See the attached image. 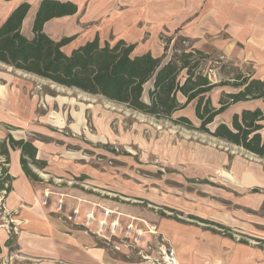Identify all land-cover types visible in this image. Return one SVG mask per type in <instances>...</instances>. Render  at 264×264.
Here are the masks:
<instances>
[{"label": "rangeland", "instance_id": "1", "mask_svg": "<svg viewBox=\"0 0 264 264\" xmlns=\"http://www.w3.org/2000/svg\"><path fill=\"white\" fill-rule=\"evenodd\" d=\"M87 27L93 34L95 29ZM161 39L169 58L191 46L181 36ZM204 50L209 56L203 72L213 83L252 75L248 64L223 58L215 47ZM150 82L144 85L145 100ZM235 91L232 85L215 87L210 92L212 104L218 107L225 93ZM7 92L36 98L35 126L49 124L44 127L48 130L28 132L26 137L55 143V189L67 194L70 203L80 198L106 217L100 233L105 237L96 243L108 250L111 262L179 264L187 236L202 233L245 241L240 227L251 226L255 234L264 230L256 223L261 214L253 215L238 200L242 198L234 192L240 187L238 180L224 174L244 162H259L243 148L199 129L194 101L168 117H156L0 63V98ZM240 106L230 105L208 128L212 131L221 122L230 125Z\"/></svg>", "mask_w": 264, "mask_h": 264}, {"label": "crops", "instance_id": "2", "mask_svg": "<svg viewBox=\"0 0 264 264\" xmlns=\"http://www.w3.org/2000/svg\"><path fill=\"white\" fill-rule=\"evenodd\" d=\"M40 1L0 0V24L15 7L26 2L29 9L21 23V32L31 38ZM57 1L75 4L76 12L49 19L43 24V31L56 41L73 37L65 45L71 46L69 51L98 35L101 42L113 44L123 39L134 44L135 55L149 52L165 60L171 57L166 55L161 38L172 41L181 36L191 42L189 48L205 51V46L215 47L223 58L248 64L251 77L264 81V0ZM85 26L94 28L93 34L89 35L91 32ZM35 99H23L15 92H7L0 98V142L5 141L8 134L15 140L30 141L26 133L47 132L44 127L49 124L41 128L35 126L38 123ZM258 100L262 104L249 105L240 101L232 105H241L237 108L240 111L263 107L264 98ZM260 132L264 138V126ZM53 133L48 134L52 136ZM30 142L36 148L35 159L45 163L42 167L29 163L38 180L31 179L23 171L20 149H12L7 144V163H3L6 156L0 153V168L3 164L11 178L4 184L10 188L0 203V264H124L120 260L111 262L108 250L96 243L105 237L100 233L106 224L102 218L106 217L98 216L97 209L86 206L80 198L77 203H70L67 194L55 189V143L37 139ZM246 152L259 163L244 162L224 174L238 180L239 189L234 187V192L242 196L238 200L253 215L261 214L256 223L264 227V158ZM203 222L232 228L216 221ZM250 229L248 225L240 227L239 233L244 235L245 241L202 233L187 236L183 252L177 257L179 264H264V230L255 234Z\"/></svg>", "mask_w": 264, "mask_h": 264}, {"label": "trees", "instance_id": "3", "mask_svg": "<svg viewBox=\"0 0 264 264\" xmlns=\"http://www.w3.org/2000/svg\"><path fill=\"white\" fill-rule=\"evenodd\" d=\"M28 9V3H20L0 24V62L156 117H168L194 101L199 129L264 158V138L260 132L264 126V107L244 108L233 113L230 125L221 122L212 131L208 128L230 105L263 99V80L243 74L237 75L232 82L213 83L203 72L209 55L197 48H183L164 61L163 56L155 57L149 52L133 54L134 44L123 39L111 44L101 42L95 35L67 53L63 47L74 38L63 37L56 41L44 33L43 24L53 17L75 13L76 5L68 1L41 0L34 15L31 38L21 32ZM149 81L151 86L145 100L144 85ZM222 85H232L237 91L225 93L216 107L211 102L210 92ZM179 96L185 101L181 102ZM6 140L0 142V153L6 156L3 163L8 162L7 144L12 149L18 148L23 171L31 179L38 180L29 163L37 167L45 163L35 159L36 148L32 142L15 140L10 134ZM1 165L0 190L8 191L10 185L5 187L4 184L11 178Z\"/></svg>", "mask_w": 264, "mask_h": 264}, {"label": "built area", "instance_id": "4", "mask_svg": "<svg viewBox=\"0 0 264 264\" xmlns=\"http://www.w3.org/2000/svg\"><path fill=\"white\" fill-rule=\"evenodd\" d=\"M5 195H6V191L4 189L0 190V203L3 202Z\"/></svg>", "mask_w": 264, "mask_h": 264}]
</instances>
